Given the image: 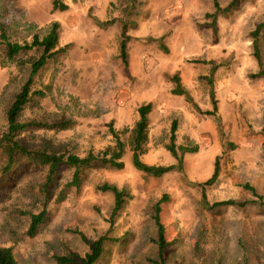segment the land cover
Listing matches in <instances>:
<instances>
[{
	"label": "rangeland",
	"instance_id": "374dc122",
	"mask_svg": "<svg viewBox=\"0 0 264 264\" xmlns=\"http://www.w3.org/2000/svg\"><path fill=\"white\" fill-rule=\"evenodd\" d=\"M61 1L68 4L64 10L52 8V0H0V22L10 40L30 41L58 20V46L68 43L34 75L31 87L44 95H33L22 117L69 120L66 127L38 128L35 134L80 155L114 142L112 122L126 142L124 165L86 169L79 187H71L61 201L49 202V219L33 236L25 230L28 211L40 206L41 174L19 165L10 175L15 188L0 192V245L11 244L19 264H81L59 263L54 255H84L88 243L78 230L89 241L107 233L111 239L104 241L94 264H159L152 261L157 246L151 213L165 194L160 216L172 243L164 264H264V206L254 203L256 196L244 186L249 183L264 197V76L250 75L259 68L251 31L264 18V0H242L232 13L219 14L215 31L205 15L214 8L212 0ZM218 1L224 5L229 0ZM122 17L129 20V73L118 56ZM95 19L112 21L99 25ZM258 46L264 68V30ZM39 53L33 47L9 59L0 37V130L7 105ZM176 71L201 110L212 108L206 78L212 75L216 116L171 92L170 75ZM147 101L153 107L140 156L148 163L176 161L165 147L176 118V144L197 146L182 154V171L153 176L132 165L129 130L138 118L137 106ZM215 159L216 180L201 185ZM70 172L63 170L60 183ZM103 182L130 194L111 225L113 194L98 187ZM202 187L209 201H249L207 209Z\"/></svg>",
	"mask_w": 264,
	"mask_h": 264
},
{
	"label": "trees",
	"instance_id": "16d2710c",
	"mask_svg": "<svg viewBox=\"0 0 264 264\" xmlns=\"http://www.w3.org/2000/svg\"><path fill=\"white\" fill-rule=\"evenodd\" d=\"M242 0H229L226 4L221 5L218 0H212L213 10L205 12V15L210 17V24L215 31L216 18L219 14L227 15L238 8ZM68 4L61 0H52V8L64 10ZM99 25H107L112 20L95 19ZM121 31L120 43L118 48V56L121 59L123 69L129 73V61L127 51V41L130 34L127 33V20L120 18ZM264 30V18L257 22L251 31L253 55L259 63L257 71L251 73L252 76H264V68L261 66V54L258 46L259 33ZM60 32V22L52 20L46 32L39 36L37 33L32 35L30 41L18 42L10 40L6 34V28L0 22V37L5 43L6 54L9 59H13L21 50H28L37 47L40 53L30 60V70L26 79L20 85L19 89L14 93L11 101L5 109L6 125L0 130V192H11L15 188V181L11 178V173L16 167L23 164L30 169L40 172L41 178L37 184V193L39 195V208L33 211H28V225L25 233L33 236L37 233L40 226L49 219L48 204L51 200L61 201L65 198L67 191L71 187H79L83 181L86 169L89 167L109 166L114 168H122L124 165L123 154L125 151L126 142L122 139L120 132L114 128L112 122H109V129L114 138L112 144L106 145L104 148L97 151L88 150L85 154L80 155L71 151L68 147L60 146L53 143L51 140L40 137L35 134L38 128H49L52 126L66 127L69 120L58 119L47 121L42 118H23V110L32 99L33 95H44L41 89L31 87L34 75L41 69L50 59L64 51L68 43L58 46ZM159 39V38H158ZM213 68V66H212ZM210 84V97L212 102L211 109L201 110L199 105L193 100L189 91L183 86L179 73L176 71L170 75V79L174 82L171 92L178 95H183L197 110L206 114L216 116V98L213 89L212 75L206 76ZM153 104L151 101L141 103L137 106L138 118L129 130L128 144L131 151V163L139 170H142L153 176H160L171 170H183V156L186 151H195L196 145L176 144V128L177 119L173 118L170 123L169 141L165 144L171 155L176 159L175 162L168 164L148 163L141 158V153L144 152L145 144L148 140V114L151 111ZM180 151V153L178 152ZM64 169L71 170L67 180L60 183ZM219 172L218 160L215 159L213 171L201 185L212 184ZM244 186L252 191L256 196L254 203L264 206V197L259 194L256 189L245 182ZM101 190L111 191L113 194V205L109 214V223L113 224L114 218L119 214L127 197H130L129 192L124 187H118L116 184L103 182L98 186ZM163 194L152 206V218L156 225V234L152 241L157 246V258L152 261L164 264L165 252L172 243V239L166 236L165 225L161 220L160 210L161 202L165 198ZM202 205L207 209H216L221 205H236L244 206L249 200H238L234 198H226L220 200L209 201L207 199L204 187L201 190ZM77 233L81 239L88 243V249L84 255H79L74 252L54 255V258L59 263H69L80 261L81 264H94L101 256L104 241L111 239L107 233L100 234L95 240L89 241L84 232L78 230ZM0 264H19L16 258L14 247L9 245H0Z\"/></svg>",
	"mask_w": 264,
	"mask_h": 264
},
{
	"label": "crops",
	"instance_id": "0c3cea01",
	"mask_svg": "<svg viewBox=\"0 0 264 264\" xmlns=\"http://www.w3.org/2000/svg\"><path fill=\"white\" fill-rule=\"evenodd\" d=\"M59 40V39H58Z\"/></svg>",
	"mask_w": 264,
	"mask_h": 264
}]
</instances>
